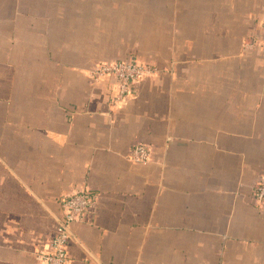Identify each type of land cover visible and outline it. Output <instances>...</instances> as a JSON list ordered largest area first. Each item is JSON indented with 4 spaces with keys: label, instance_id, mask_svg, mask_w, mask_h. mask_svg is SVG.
<instances>
[{
    "label": "crops",
    "instance_id": "0c3cea01",
    "mask_svg": "<svg viewBox=\"0 0 264 264\" xmlns=\"http://www.w3.org/2000/svg\"><path fill=\"white\" fill-rule=\"evenodd\" d=\"M262 179L264 0H0V264H264Z\"/></svg>",
    "mask_w": 264,
    "mask_h": 264
},
{
    "label": "built area",
    "instance_id": "2783aa9c",
    "mask_svg": "<svg viewBox=\"0 0 264 264\" xmlns=\"http://www.w3.org/2000/svg\"><path fill=\"white\" fill-rule=\"evenodd\" d=\"M158 71L157 66L150 63L130 60L101 62L92 70L94 79H100L106 74L116 77L119 86V97L121 98L135 81L144 75L154 74ZM136 161H147L150 157L149 149L146 145H136L130 156ZM256 196L259 201H264V179L257 187ZM64 216L59 220L56 234L51 238L50 249L37 253V264H66L69 261L67 244L71 238V224L84 219L87 209L95 203V197L88 190L84 189L66 196L63 199Z\"/></svg>",
    "mask_w": 264,
    "mask_h": 264
}]
</instances>
